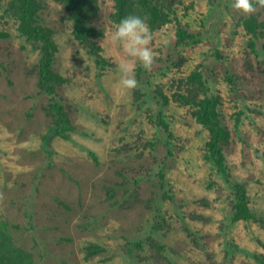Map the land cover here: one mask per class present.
Returning a JSON list of instances; mask_svg holds the SVG:
<instances>
[{
  "label": "rangeland",
  "instance_id": "rangeland-1",
  "mask_svg": "<svg viewBox=\"0 0 264 264\" xmlns=\"http://www.w3.org/2000/svg\"><path fill=\"white\" fill-rule=\"evenodd\" d=\"M43 3L58 46L54 69L66 79L56 100L69 137L52 130L58 116L38 84L40 50L9 19L0 39V220L15 243L38 264H260L264 13L255 36L232 0H181L150 27L154 59L145 69L111 39L115 0L99 2L100 57L75 38L62 4ZM180 25L192 36L182 40ZM122 60L134 65V88L120 83ZM195 68L220 100L231 179L246 186L257 222L232 220V183L206 160L209 130L173 99ZM90 242L105 249L86 257Z\"/></svg>",
  "mask_w": 264,
  "mask_h": 264
},
{
  "label": "trees",
  "instance_id": "trees-1",
  "mask_svg": "<svg viewBox=\"0 0 264 264\" xmlns=\"http://www.w3.org/2000/svg\"><path fill=\"white\" fill-rule=\"evenodd\" d=\"M55 1L67 10L68 18L73 22L72 32L75 38L100 57L101 47L97 44L95 37H98L102 31L94 25L100 10V0ZM180 2L181 0H115L114 18L119 22L123 16L137 14L146 18L150 27L157 28L170 19L173 7ZM252 2L255 7L254 10L248 12L245 27L258 36L260 34L257 28L260 21L258 15L264 13V0H252ZM43 8V0H0V39L10 35L5 25L10 19L16 26L17 34L24 36L40 50L37 64L38 84L42 91L51 95L52 108L58 116V122L52 130L69 137V134L61 127L69 122V116L62 103L56 100L57 87L66 79L54 69L58 46L53 28L43 21L44 18L41 15ZM179 33L182 40L192 36L185 31L182 25H180ZM208 92L203 72L195 68L182 78V86L175 92L173 99L187 106L197 122L209 130L206 160L214 171L232 183V220L257 222L261 218L254 212L246 186L231 179L232 175L224 153V145L229 142L231 132L222 119L218 104L220 100ZM159 93L164 103L170 102L171 97L163 93L160 88ZM159 119L168 130L169 124L163 118ZM201 202L206 206L210 204L207 198H203ZM193 218L208 219L207 216L198 213H194ZM104 249L101 244L90 242L86 247V257L93 256ZM255 257L260 264H264L263 253H255ZM0 264H38L31 251L15 243L7 222L2 220H0Z\"/></svg>",
  "mask_w": 264,
  "mask_h": 264
},
{
  "label": "clouds",
  "instance_id": "clouds-1",
  "mask_svg": "<svg viewBox=\"0 0 264 264\" xmlns=\"http://www.w3.org/2000/svg\"><path fill=\"white\" fill-rule=\"evenodd\" d=\"M232 6L245 12L252 11L255 7L252 0H232ZM111 39L119 42L128 56L138 58L145 69L151 68L154 53L148 45L152 32L146 18L137 14L123 16L114 25ZM118 67L122 73L121 85L128 89L136 87L137 81L132 75L134 65L122 60Z\"/></svg>",
  "mask_w": 264,
  "mask_h": 264
}]
</instances>
